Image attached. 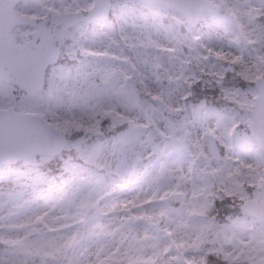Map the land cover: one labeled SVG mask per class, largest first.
Here are the masks:
<instances>
[{
    "label": "snow or ice",
    "instance_id": "1",
    "mask_svg": "<svg viewBox=\"0 0 264 264\" xmlns=\"http://www.w3.org/2000/svg\"><path fill=\"white\" fill-rule=\"evenodd\" d=\"M0 264H264V0H0Z\"/></svg>",
    "mask_w": 264,
    "mask_h": 264
}]
</instances>
